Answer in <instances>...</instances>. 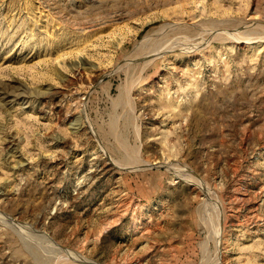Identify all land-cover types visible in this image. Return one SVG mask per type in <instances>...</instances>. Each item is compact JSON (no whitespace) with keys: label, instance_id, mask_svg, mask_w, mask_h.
I'll return each mask as SVG.
<instances>
[{"label":"rangeland","instance_id":"1","mask_svg":"<svg viewBox=\"0 0 264 264\" xmlns=\"http://www.w3.org/2000/svg\"><path fill=\"white\" fill-rule=\"evenodd\" d=\"M217 262L264 264V0H0V264Z\"/></svg>","mask_w":264,"mask_h":264},{"label":"bare ground","instance_id":"2","mask_svg":"<svg viewBox=\"0 0 264 264\" xmlns=\"http://www.w3.org/2000/svg\"><path fill=\"white\" fill-rule=\"evenodd\" d=\"M70 80V79H69ZM51 92V91H50ZM54 92V91H53ZM115 165V164H114ZM243 193V192H242ZM235 201V200H234ZM233 201V202H234ZM240 201V200H239ZM248 201V200H247ZM127 206V205H126ZM230 208V207H229ZM256 213V212H255ZM218 254L220 255V253L218 252ZM130 259V258H129ZM218 259V258H217ZM217 264H218V262H217Z\"/></svg>","mask_w":264,"mask_h":264}]
</instances>
